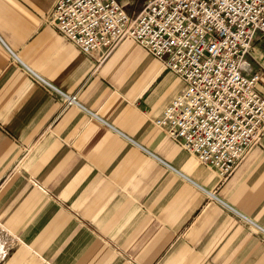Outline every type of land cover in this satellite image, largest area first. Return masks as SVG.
<instances>
[{
  "label": "crops",
  "instance_id": "0c3cea01",
  "mask_svg": "<svg viewBox=\"0 0 264 264\" xmlns=\"http://www.w3.org/2000/svg\"><path fill=\"white\" fill-rule=\"evenodd\" d=\"M56 2L0 0V264H264L229 208L264 228V134L224 179L154 122L184 82L130 37L84 53Z\"/></svg>",
  "mask_w": 264,
  "mask_h": 264
},
{
  "label": "built area",
  "instance_id": "2783aa9c",
  "mask_svg": "<svg viewBox=\"0 0 264 264\" xmlns=\"http://www.w3.org/2000/svg\"><path fill=\"white\" fill-rule=\"evenodd\" d=\"M49 20L84 53L105 58L130 37L173 71L184 88L154 122L224 179L260 144L264 93L253 50L264 36V0H149L136 17L119 0H57ZM41 80L64 108L80 105Z\"/></svg>",
  "mask_w": 264,
  "mask_h": 264
},
{
  "label": "rangeland",
  "instance_id": "374dc122",
  "mask_svg": "<svg viewBox=\"0 0 264 264\" xmlns=\"http://www.w3.org/2000/svg\"><path fill=\"white\" fill-rule=\"evenodd\" d=\"M123 5H125L127 11L130 13L132 17H136V15L142 10L145 4L149 0H119ZM264 36H260L259 39L255 42L254 50H253V63L254 67L259 69V63L255 57H261L260 52H264ZM263 61V60H261Z\"/></svg>",
  "mask_w": 264,
  "mask_h": 264
}]
</instances>
